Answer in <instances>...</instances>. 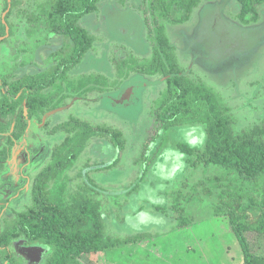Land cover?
Returning a JSON list of instances; mask_svg holds the SVG:
<instances>
[{
    "label": "rangeland",
    "instance_id": "obj_1",
    "mask_svg": "<svg viewBox=\"0 0 264 264\" xmlns=\"http://www.w3.org/2000/svg\"><path fill=\"white\" fill-rule=\"evenodd\" d=\"M56 1L12 0L6 14L10 1L0 0V37L5 36L0 38V78L10 75L14 81L52 75L62 58L71 55L70 38L53 33L48 24V13ZM151 2L100 0L96 11L79 20L94 38L92 47L65 78L43 91L49 106L32 112L26 132L10 148L8 139L16 130L19 111L0 116V156L7 151L6 160H0V229L11 225L18 212L32 205L35 177L55 161L56 147L62 145L61 150H66L63 142L69 134H53L52 128L74 116L93 127L118 129L126 142L119 150L107 134L90 138L58 181L65 185V203L82 195L100 200L105 233L114 239L150 236L102 253L95 264H245L229 216L221 215L210 223L222 206L224 187L220 183L228 180L216 177L225 169L214 164L192 166L188 161L192 156L178 148V143L198 135L191 129L199 126L206 133L203 145L197 147L203 150L205 124L185 123L161 132L148 150V159L138 162L153 124L156 101L167 87L162 72L143 73L139 68L149 65L154 57L155 40L148 22L157 17L176 47L186 76L204 81L232 109L235 131L263 125L264 4L260 19L246 24L239 17L241 5L237 0H201L185 22L169 19L159 9L151 14ZM171 11L175 18L183 13L175 7ZM4 19L10 27L8 36ZM126 91L130 95L121 103ZM157 147L160 149L155 153ZM116 158L118 162L111 165ZM170 175L172 179H165ZM206 188L213 193L207 194ZM179 192V202L193 226L184 234L178 233L174 208ZM143 212L161 222L141 224L139 213ZM205 224L198 235L196 231ZM246 236L251 251L264 256V234ZM11 249L21 264H46L53 254L47 245L23 236ZM0 264L11 263L1 258Z\"/></svg>",
    "mask_w": 264,
    "mask_h": 264
},
{
    "label": "trees",
    "instance_id": "obj_2",
    "mask_svg": "<svg viewBox=\"0 0 264 264\" xmlns=\"http://www.w3.org/2000/svg\"><path fill=\"white\" fill-rule=\"evenodd\" d=\"M99 1L57 0L52 5L47 17L48 24L53 33L70 38L73 50L71 55L62 58L51 76L29 77L26 80L20 78L14 81L10 80V75L0 78V89L3 93L0 116L6 117L19 111L16 130L10 134L9 143L12 144L14 138H20L26 127V114L20 107L25 106L32 112L48 106L49 100L43 91L55 84L58 78H64L92 47L94 38L79 24V20L96 11ZM237 1L241 5L239 17L242 22L248 24L260 19V6L264 4V0ZM200 3L201 0H152L150 13L155 14L159 9L169 19L184 22L190 19L193 10ZM173 7L183 10L179 18L173 16ZM148 24L150 34L154 35L155 40L154 57L149 65H142L139 69L143 73L162 72L167 76V87L163 96L156 101L153 124L143 146L142 159H138V162L148 159V150H152V144L158 140L161 132L185 123L205 124L207 138L203 150L190 147L185 142L178 143V148L184 154L192 156L188 159L192 166L214 164L225 169L223 175L216 177L217 180H228L220 183L224 187L220 194L222 206L216 210L210 223L221 215L229 216L244 251L245 264H264V256L251 251L246 236L253 232L264 234V124L236 132L232 109L204 81L192 80L182 73L174 46L159 25L157 17ZM77 128L81 131H77ZM59 130L69 134L64 141L66 150H61L62 145L56 147L55 161L42 170L35 180L33 205L18 214L14 226L0 232V248L7 249L14 237L25 235L54 249L48 264H81L84 258L87 264H95L106 251L149 238V235L143 234L125 239L107 236L101 201L82 195L74 202L66 204L65 185L58 182L65 170L75 163L90 138L107 134L115 146L123 150L126 142L123 132L112 127H93L89 122L74 116L53 128V132ZM158 149L160 147H157L155 153ZM6 156L7 151H4L0 160H6ZM117 162L118 158L111 165ZM52 182H55V186L51 187ZM256 190L258 193H255ZM206 192L209 195L213 193L209 188H206ZM180 198L179 192L174 208L178 213V233L184 234L193 226L184 206L179 202ZM244 200L248 202L245 204ZM206 224L202 230L196 231L198 235L203 233ZM192 232L197 235L195 231ZM7 255L17 264L10 252Z\"/></svg>",
    "mask_w": 264,
    "mask_h": 264
},
{
    "label": "flooded vegetation",
    "instance_id": "obj_3",
    "mask_svg": "<svg viewBox=\"0 0 264 264\" xmlns=\"http://www.w3.org/2000/svg\"><path fill=\"white\" fill-rule=\"evenodd\" d=\"M10 1V4H9V6H8V8L6 9V14L10 11V9H11V7H12V0H9ZM190 20V19H189ZM188 21V20H187ZM4 22L6 23V30H7V26L9 27V25H8V22H7V20L6 19H4ZM185 22V21H184ZM164 30V29H163ZM9 32H10V27H9ZM164 33H165V31H164ZM10 34V33H9ZM166 35V34H165ZM6 36H8L7 35V33H6ZM3 37H5V36H3ZM3 37H0V38H3ZM170 41V40H169ZM170 43H171V41H170ZM172 44V43H171ZM173 45V44H172ZM174 46V45H173ZM154 49H155V47H154ZM174 53H175V55H176V58H177V61H178V57H177V54H176V47L174 46ZM79 64V63H78ZM178 64H179V67H180V69L182 70V73L183 74H185V70L186 69H183V66H181V64L179 63V61H178ZM76 66V65H75ZM73 68V67H72ZM71 68V69H72ZM70 69V70H71ZM69 70V71H70ZM68 71V72H69ZM194 71V70H193ZM67 72V73H68ZM67 73H66V75H65V77L67 76ZM144 73H146V72H144ZM152 73H154V72H152ZM186 75V74H185ZM51 76V75H50ZM64 77V78H65ZM165 77H167V76H165ZM59 79V78H58ZM57 79V80H58ZM56 80V81H57ZM193 80V79H192ZM167 81V80H166ZM56 83V82H55ZM54 85V84H53ZM51 87V86H50ZM49 88V87H48ZM47 89V88H46ZM47 98H48V96H46ZM48 100H49V98H48ZM49 103H50V101L48 102V106H49ZM45 108H47V106L45 107ZM20 109H24V112H25V114H26V119H25V123H26V127H25V130L23 131V133H22V136L24 135V133L26 132V130H27V127H28V124H29V119L31 118V114H32V112H35V111H32V112H29L28 110H27V108L25 107V106H21L20 107ZM40 110H42V109H40ZM16 114V113H15ZM19 115V114H18ZM68 121V120H67ZM66 122V121H65ZM64 123V122H63ZM17 124V123H16ZM62 124V123H61ZM61 124H58V125H61ZM58 125H56V126H58ZM56 126H54V127H56ZM15 127H16V125H15ZM53 127V128H54ZM53 128H52V133L53 134H55V133H57V132H53ZM59 131H63V130H59ZM58 131V132H59ZM21 136V137H22ZM20 137V138H21ZM20 138H14L13 139V143L11 144V143H9V148L12 146V145H14L15 144V140H17V139H20ZM65 141V140H64ZM63 145H64V142H63ZM49 166V165H48ZM47 166V167H48ZM73 166V165H72ZM71 166V167H72ZM45 169V168H44ZM43 169V170H44ZM69 169V168H68ZM67 169V170H68ZM67 170H65V172L67 171ZM42 171V170H41ZM40 171V172H41ZM40 172L38 173V175L40 174ZM65 172H64V174H65ZM37 175V176H38ZM37 176L35 177V179H34V183H35V180H36V178H37ZM34 183H33V188H34ZM33 188H32V199H33ZM97 200V199H96ZM64 203H65V200H64ZM32 205H33V202H32ZM32 205H30L26 210H24V211H27ZM102 207V206H101ZM24 211H20V212H18L17 213V216H18V214L19 213H21V212H24ZM102 211V210H101ZM103 214V213H102ZM17 216H16V219H15V221L11 224V225H9V226H7L4 230H1L0 229V232L2 233L3 231H5L7 228H11L12 226H14L15 225V223H16V220H17ZM139 235V234H138ZM25 237V238H27L25 235H21V236H19V237H14L12 240H11V242H10V244H9V246H8V248L7 249H5V248H0V259L1 258H3L5 261H7V262H10L11 264H14L13 263V261L11 260V259H9L8 258V252H10L11 253V255H12V257L15 259V262L17 263V264H21V262H20V260H19V258H17V256H15V254H14V252L12 251V249H11V246L13 245V243H14V241L16 240V239H19V238H21V237ZM127 238V237H126ZM30 242H40V243H43V242H41V241H37V240H31V239H29V238H27ZM119 239V238H118ZM120 239H122V238H120ZM125 239V238H124ZM44 245H46L45 243H43ZM48 246V245H47ZM48 247H50V246H48ZM52 250H53V252H54V249L52 248V247H50ZM53 255V254H52ZM51 255V256H52ZM50 256V257H51ZM49 257V258H50ZM49 258L47 259V263L46 264H48V260H49Z\"/></svg>",
    "mask_w": 264,
    "mask_h": 264
},
{
    "label": "clouds",
    "instance_id": "obj_4",
    "mask_svg": "<svg viewBox=\"0 0 264 264\" xmlns=\"http://www.w3.org/2000/svg\"><path fill=\"white\" fill-rule=\"evenodd\" d=\"M198 131V135L196 136H192L191 139H188L186 142L189 144L190 147H198V146H202L204 139L206 137V133L203 131L202 128H200L199 126H193L191 129V133H195ZM191 133H189V135H191ZM181 157L183 156V154H180ZM179 169H177L178 171ZM175 172H173L172 175H174ZM172 175L165 177V179H172ZM161 189L163 188V185L159 186ZM150 203L152 202L151 200L149 201ZM140 215V223L143 225H146L149 221L152 223H160V219L155 217V216H151V214L149 212H143V213H139ZM147 218V219H146Z\"/></svg>",
    "mask_w": 264,
    "mask_h": 264
},
{
    "label": "water",
    "instance_id": "obj_5",
    "mask_svg": "<svg viewBox=\"0 0 264 264\" xmlns=\"http://www.w3.org/2000/svg\"><path fill=\"white\" fill-rule=\"evenodd\" d=\"M9 33V27L7 26V35H9ZM126 95H130V92L126 91V93H124L123 98L120 100L121 103L126 99Z\"/></svg>",
    "mask_w": 264,
    "mask_h": 264
},
{
    "label": "crops",
    "instance_id": "obj_6",
    "mask_svg": "<svg viewBox=\"0 0 264 264\" xmlns=\"http://www.w3.org/2000/svg\"><path fill=\"white\" fill-rule=\"evenodd\" d=\"M143 235H149V234H143Z\"/></svg>",
    "mask_w": 264,
    "mask_h": 264
}]
</instances>
